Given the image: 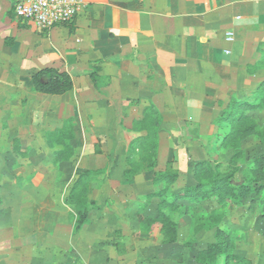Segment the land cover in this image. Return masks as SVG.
I'll list each match as a JSON object with an SVG mask.
<instances>
[{
    "label": "crops",
    "instance_id": "crops-1",
    "mask_svg": "<svg viewBox=\"0 0 264 264\" xmlns=\"http://www.w3.org/2000/svg\"><path fill=\"white\" fill-rule=\"evenodd\" d=\"M13 3L0 0V205L4 191L47 189L51 217L36 225L28 216L20 221L10 216L5 238L30 237L38 246L46 237L54 244L62 233L52 210L54 194L49 193L54 172L62 174L67 189L76 173L95 171L101 178L98 186L93 181L90 187L104 191L96 197L102 210L89 220L99 228L73 233L69 242L78 254H72V263L96 264L92 254L110 248L116 255L117 250L110 243L87 245L84 239L114 235L108 223L115 216L132 222L129 206L136 211L145 193L142 184L151 180L145 173L124 176L127 147L142 134L132 129V121L141 117L147 101L171 125L185 111L191 118L213 106L218 109L216 100L224 99L218 95L226 93L242 68L240 58L246 63L253 50L264 48V0H82L70 23L47 31L17 18ZM44 67L66 71L72 88L60 95L33 91L31 75ZM69 119L83 137L72 170L52 167L49 161L46 166L24 162L45 157L54 165L57 150L49 147L47 133ZM97 138L102 152L95 153L92 142ZM20 196L9 194L10 203L22 206ZM26 218L31 230L24 234ZM62 236L67 238L66 231Z\"/></svg>",
    "mask_w": 264,
    "mask_h": 264
},
{
    "label": "rangeland",
    "instance_id": "rangeland-1",
    "mask_svg": "<svg viewBox=\"0 0 264 264\" xmlns=\"http://www.w3.org/2000/svg\"><path fill=\"white\" fill-rule=\"evenodd\" d=\"M253 51L248 56V62L244 63V57L240 58L239 66L242 65V68L236 70L232 78V86H228L226 93L218 95L224 98L216 100L218 109L213 106L202 110L200 117L191 116V118L185 111V117H179L176 125L164 124L162 121L158 132L157 165L141 172L151 180H144L142 184L145 193L139 197L136 211L129 206V211L131 210L133 214H129L128 218L132 216V222L125 223L120 221L119 216H115V219H110L114 221L108 223V228L112 229L114 235L109 238L104 237L102 240L90 241L87 237L84 239L87 245L92 242L96 244L98 241V244L109 246L110 243L115 246L116 255L109 251L110 248L108 250L104 248L101 255L92 254L97 262L100 259L102 264H200L195 258L199 250L205 248L208 243L227 240L236 247V253L250 259L249 263L264 264V87L260 89L258 87L264 79V48L258 52L256 49ZM256 61L260 62L255 64ZM246 64L249 66L248 70ZM253 65L254 69L251 72L250 68L252 69ZM238 101L239 103L248 101L254 107L247 111L235 110L232 103ZM229 111L234 113L233 117L237 120L220 121L219 117ZM168 121L172 122L170 118ZM78 133L79 128L75 123L69 128L67 137L60 136L56 142H53L54 145L51 146L54 149H63L64 152L63 157L54 159V165L50 162L51 159L45 157L26 158L23 159L24 162L46 166L49 161L48 164L52 167L61 166L72 170L77 161L75 156L81 142L83 144V137ZM92 144L95 153L102 152L99 138ZM12 160L7 159L9 162ZM203 160L222 175L231 174L235 186L244 184L252 190L251 193L238 199L240 204H234L230 199L218 201L216 196L209 195L202 200L183 202L175 209L166 206L160 197L155 195V192L164 185L154 183L153 180L158 176L157 173H163L167 162H171L170 166L172 170L177 171L178 177L161 197L162 199L164 197L170 199L169 194L172 190L182 191L184 187L193 185L196 181L209 185L208 172L194 171L195 164ZM84 171L88 172L87 186L75 206L66 203L71 186L66 189L65 182L61 181L62 174L55 172L53 174L55 185L53 184L54 189L49 191L54 194L52 210L56 215V227L58 230L61 229L62 233L66 231L67 236L63 238L60 233V238H56L54 244L46 237L38 246L30 237L6 239L7 235H10V229L6 226L10 216L11 220H15L18 216L19 221L21 216L22 219L28 216L36 225L42 224V220L51 217L47 214L48 204L45 199L48 190L2 191L6 197L2 196L4 201L0 205V264H82L80 261L72 263L74 259L72 254L75 253L77 256L78 254L73 250L69 237L80 230L82 232L84 229L91 231L96 227L99 228L98 225L94 226L89 218L98 215V211L102 210L96 197L98 193L104 192L90 187V182L93 181L96 183L92 184L98 186L101 176L95 171ZM73 180L74 178L71 183ZM257 185H262L261 190H254ZM15 193L22 194L20 196L22 198L19 197L23 202L22 206L15 207L12 202L10 203L9 194L13 196ZM128 193L130 194L131 191L129 190ZM75 208L89 209L88 218L79 229H75ZM28 218L25 219L27 227L24 234L30 233L31 230V223L27 222ZM168 221H175L178 227L177 239L173 244H164L162 241L164 226L166 227ZM47 242L49 246H46ZM224 261L225 255H220L218 262ZM211 263L210 259H205V264ZM229 263L232 264V261Z\"/></svg>",
    "mask_w": 264,
    "mask_h": 264
},
{
    "label": "trees",
    "instance_id": "trees-1",
    "mask_svg": "<svg viewBox=\"0 0 264 264\" xmlns=\"http://www.w3.org/2000/svg\"><path fill=\"white\" fill-rule=\"evenodd\" d=\"M250 71H253V68L250 69ZM91 78L94 82L96 81L93 75ZM31 82L32 90L43 94L60 95L66 93L72 88V79L70 75L66 71H61L53 67H44L33 72L31 75ZM258 87L259 89L264 87V79L260 82ZM239 102L240 101L232 103L235 110L245 109V111H247L248 109L254 107V105L250 104L248 101L242 103ZM233 115L234 113L229 111L225 115H221L219 120H222L223 122H233L237 120V118L233 117ZM161 123L162 115L160 111L151 101H147L143 107L141 117L135 118L132 121V129L134 131L142 132V134L133 139L129 144L130 151H127L126 156L128 168L124 170L125 177H132L141 173L143 170L153 168L157 165L159 143L158 132ZM73 124V119H69L61 128L48 131V145L51 146L53 144L52 142H56L60 136L67 137L69 128H71ZM63 154V149L57 150L55 158H61L63 157ZM170 165L171 162H167L163 173H157L158 176L155 177L153 181L154 183L164 185V187H161L155 192V195L159 196L163 203L172 209H175L183 202L202 200L209 195L216 196L218 201L230 199L232 203L240 204L237 200L246 197L252 191L244 184L235 186L234 183H232L231 174L222 175L218 171L211 168L207 161L203 160L195 164L194 171L195 173L202 170L208 172L210 175L209 185L196 181L195 184L184 187L182 191L172 190L169 194L171 196L170 199L165 197L162 199L161 197L168 191L171 185L176 182L178 177L177 171L175 172L172 170ZM87 173V171H83L73 180L70 187V195L68 199H66L67 204L75 206L78 198L82 197L83 190H85L87 186ZM261 186L262 185H257L254 190H261ZM88 213L89 209L79 210L75 208V229H79L87 220ZM159 214L164 215L163 213ZM141 222L143 223V219ZM177 231V223L175 221H168L166 227L164 226L163 243L173 244L177 239ZM224 238H226L225 235ZM235 250L236 247L227 240L215 241L208 243L205 248L199 250L195 255V258L197 261H200V264H205V259H210L212 262L211 264H230L229 262L231 261L232 264H241L244 262L249 263L248 260L250 259L248 257L236 253ZM220 255H225V261L223 263L218 262ZM249 264L252 263L250 262Z\"/></svg>",
    "mask_w": 264,
    "mask_h": 264
},
{
    "label": "built area",
    "instance_id": "built-area-1",
    "mask_svg": "<svg viewBox=\"0 0 264 264\" xmlns=\"http://www.w3.org/2000/svg\"><path fill=\"white\" fill-rule=\"evenodd\" d=\"M82 0H14L17 18L30 21L38 30L70 23L82 8ZM228 32V40H231Z\"/></svg>",
    "mask_w": 264,
    "mask_h": 264
}]
</instances>
